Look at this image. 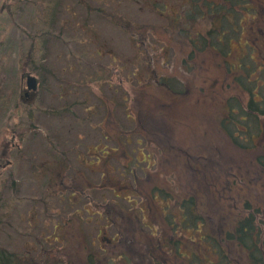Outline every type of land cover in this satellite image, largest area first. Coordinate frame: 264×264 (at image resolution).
Segmentation results:
<instances>
[{
	"label": "rangeland",
	"instance_id": "374dc122",
	"mask_svg": "<svg viewBox=\"0 0 264 264\" xmlns=\"http://www.w3.org/2000/svg\"><path fill=\"white\" fill-rule=\"evenodd\" d=\"M8 3L12 15L0 14L1 245L55 264H93L91 253L99 254L95 264H124V231L132 239L139 229L161 232L158 207L138 218L153 186L178 201L197 198L216 235L249 213L247 201L264 230V150L235 146L221 128L224 100L246 94L217 50L201 51L187 37L190 27L206 32L214 23L200 12L189 17L190 0ZM257 17L264 20L263 9ZM235 37L232 64L258 42L251 55L261 66L264 31ZM29 73L41 89L26 97ZM51 248L65 259L45 257Z\"/></svg>",
	"mask_w": 264,
	"mask_h": 264
},
{
	"label": "trees",
	"instance_id": "16d2710c",
	"mask_svg": "<svg viewBox=\"0 0 264 264\" xmlns=\"http://www.w3.org/2000/svg\"><path fill=\"white\" fill-rule=\"evenodd\" d=\"M226 1L231 3V6H222L215 2L212 4L207 0H191L192 8L187 14L189 17L200 12L203 18H208L207 11H209L211 12L209 15L212 16L213 13L217 16L218 25L212 26L206 34L200 33L199 38L190 40L201 51L210 47L217 50L231 80L246 94L245 98L231 95L224 100L226 115L221 120V128L235 146L260 151L264 150V62L259 66L258 60L251 55V51L258 49V45L256 47L252 45L248 47L247 54L241 58L240 64L235 66L229 59L231 53L229 47L234 35L264 31V20L257 17L262 9L264 10V5L257 0ZM235 2L241 6V10L234 8ZM244 12H249L254 17L250 20H243L241 13ZM244 21L246 24L243 23ZM172 89L176 93L182 91L181 88L177 90L173 85ZM258 160L264 167V156H260ZM133 161L131 157L130 162ZM135 163L138 164L137 161ZM236 175L234 174L233 177L235 178ZM233 184L238 185L236 179ZM146 194L142 197L144 204L139 206L138 211L141 213L138 218L140 219L143 212L149 215L158 207L163 216L160 224L161 232L158 225L156 226L157 231L151 230L144 218L143 226L149 227L150 232L139 229L138 236L135 234L136 238L132 239L130 233L124 231L123 241L117 242L118 246L120 244L119 257L122 258L124 264H264V230L259 225L258 215L253 212L249 201L245 206L249 213L236 215L233 220H230L231 227L220 231V235H216L217 226L212 216L208 218L215 224L211 231L208 229V219L197 205V198L188 197L178 201L157 186L150 187ZM127 207L128 210L124 211L130 213L133 205L130 204ZM256 211L259 213L258 209ZM162 224L166 225L163 230L164 236L161 235L164 226ZM125 227L130 231L132 225L129 222L125 224ZM190 243H199V246L206 247L208 251L203 255L200 253L201 250L191 251ZM55 249L51 248L45 257L65 259V256ZM112 251L109 250L107 253ZM50 252L58 253L52 256ZM132 255H136L134 260ZM90 258L95 264L99 254L91 253ZM55 263L48 258L43 259L32 255L29 251L21 255L0 244V264Z\"/></svg>",
	"mask_w": 264,
	"mask_h": 264
},
{
	"label": "flooded vegetation",
	"instance_id": "af4514ba",
	"mask_svg": "<svg viewBox=\"0 0 264 264\" xmlns=\"http://www.w3.org/2000/svg\"><path fill=\"white\" fill-rule=\"evenodd\" d=\"M6 1H11V0H6ZM6 3V2H4V3H2L1 4V6H0V14H4V13H7L9 16H11L12 15V12H11V8H12V5L10 6V4L9 3ZM50 9H53L54 10V12H55V14H57L58 13V9L57 8H50ZM54 19H55V17L54 18H51V21L52 22H54ZM5 42H3V44H4ZM29 75H33V74H26L25 76H26V78H25V81H26V86H27V77L29 76ZM35 76V75H34ZM35 77H37V76H35ZM38 78V77H37ZM40 83H39V79H38V84H37V90L35 91V92H37V91H39L41 88H40ZM27 95V93L25 94V96Z\"/></svg>",
	"mask_w": 264,
	"mask_h": 264
},
{
	"label": "water",
	"instance_id": "95a60500",
	"mask_svg": "<svg viewBox=\"0 0 264 264\" xmlns=\"http://www.w3.org/2000/svg\"><path fill=\"white\" fill-rule=\"evenodd\" d=\"M27 84L30 89H35L37 84V79L34 76L29 75L27 79Z\"/></svg>",
	"mask_w": 264,
	"mask_h": 264
}]
</instances>
